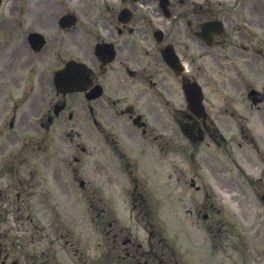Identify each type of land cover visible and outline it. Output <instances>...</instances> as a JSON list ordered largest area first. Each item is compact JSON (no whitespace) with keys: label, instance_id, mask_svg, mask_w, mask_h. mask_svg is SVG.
Masks as SVG:
<instances>
[{"label":"rangeland","instance_id":"1","mask_svg":"<svg viewBox=\"0 0 264 264\" xmlns=\"http://www.w3.org/2000/svg\"><path fill=\"white\" fill-rule=\"evenodd\" d=\"M7 4H8V2H6V6H7ZM4 8H3V12H2V15L4 14ZM0 18H1V16H0ZM230 166H231V168H233L234 170H233V174L235 175V170H237L236 169V167H235V165H233V164H231L230 163ZM237 172V171H236ZM243 177H240V179H242ZM241 181V180H240ZM218 196H219V198L221 199V201H223V198L221 197V194L220 193H218L217 194ZM226 203V205L228 206V207H231L232 205L229 203V202H225ZM240 207L242 206H244L245 205V203L244 202H240ZM259 206V205H258ZM233 210H235V209H233ZM225 211H227V210H225ZM239 211L241 212V209H239ZM243 211V213L245 214V215H248V212L247 211H244V210H242ZM231 215H233L234 216V214H232L231 213Z\"/></svg>","mask_w":264,"mask_h":264},{"label":"bare ground","instance_id":"2","mask_svg":"<svg viewBox=\"0 0 264 264\" xmlns=\"http://www.w3.org/2000/svg\"><path fill=\"white\" fill-rule=\"evenodd\" d=\"M229 195H230V196H232V195H233V193H229Z\"/></svg>","mask_w":264,"mask_h":264}]
</instances>
